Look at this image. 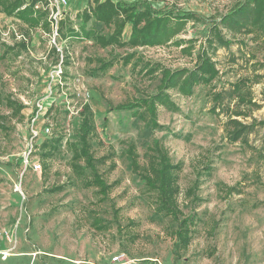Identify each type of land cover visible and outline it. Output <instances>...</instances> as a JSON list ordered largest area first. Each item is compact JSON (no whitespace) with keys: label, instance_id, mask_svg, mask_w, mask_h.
<instances>
[{"label":"rangeland","instance_id":"374dc122","mask_svg":"<svg viewBox=\"0 0 264 264\" xmlns=\"http://www.w3.org/2000/svg\"><path fill=\"white\" fill-rule=\"evenodd\" d=\"M144 1L157 10L190 11L208 19L188 23L177 37L195 41L191 57L171 45L135 50L149 64L169 69L193 68L196 53L205 46L208 21L237 2ZM66 2L64 10L76 14L90 0ZM128 33L126 28L122 37ZM249 39L238 36L229 49L216 50L219 76L211 85L196 86L189 98L171 92L179 111L159 108L162 128L143 140L142 125L135 126L131 112L117 107L153 94L158 81L121 64L131 50L101 49L88 41L57 39L53 44L51 35L0 13V264H117L115 256L133 264H264V126L255 127L245 142H229L224 130L228 118L211 110L213 92L243 80L252 104L230 103V116L244 114L231 119L245 125L264 121V45ZM57 50L64 57V74L45 100L47 75L59 61ZM96 59L114 64L97 72ZM41 100L45 109L35 124L37 143L49 127L48 137L62 136L63 145L48 160L36 151L29 161H39L35 171L25 169L23 159L31 113ZM85 103L94 114L93 156L108 159L98 167L111 187L106 198L86 188L87 177L71 170L68 145L78 142ZM154 141L179 166L177 205L181 219L192 218L185 249L176 248L175 224L159 212L154 194L132 170L128 147L134 145L145 166L146 145Z\"/></svg>","mask_w":264,"mask_h":264},{"label":"trees","instance_id":"16d2710c","mask_svg":"<svg viewBox=\"0 0 264 264\" xmlns=\"http://www.w3.org/2000/svg\"><path fill=\"white\" fill-rule=\"evenodd\" d=\"M0 13L22 23L30 30L40 29L46 34H52L54 21L50 18L51 9L47 0H0ZM206 20L208 19L198 17L190 11L157 10L144 0H90L81 12H63L57 21L55 41L61 39L69 44L88 41L101 49L117 47L131 50V53L121 57V64L124 67L129 66L133 72L137 70L138 74L157 80L158 83L153 94L119 105L117 110L131 112L133 124L142 125L140 137L147 140L162 128L158 123L159 108L173 113L179 111L171 92L189 98L196 86H209L218 78L219 70L213 59L217 49H229L238 36L249 37L251 42L264 45V0H237L219 19L208 21L210 25L205 46L196 53L193 68L169 69L159 64L152 65L138 57L135 51L171 45L183 55L191 57L195 41L177 37L184 32L188 23H203ZM105 28L109 29L107 33H104ZM126 28H129V33L127 38H123ZM96 63L97 72L103 73L113 66L114 61L96 59ZM244 90V81L241 80L229 89L213 92L211 95V110L213 113L217 110L216 114H223L228 118L224 123L225 136L233 143L245 142V138L255 127L264 126V121L245 125L231 119L244 114L237 111L230 116V103L233 102L236 107L252 104L246 98ZM22 109L20 106L15 111L19 113ZM79 116L78 142L68 145L72 155L71 170L79 178L86 176L84 186L95 188L102 198H106L111 187L99 175L98 167L108 159H96L93 156L91 142L96 137V130L94 114L89 104L82 105ZM62 142V136L49 138L42 135L41 142L36 144V151L43 160L51 159L60 150ZM128 155L133 172L147 190L154 194L159 212L175 224L173 236L176 248H187L191 239L189 226L192 218L181 219L182 213L178 209L176 173L179 166L171 163L166 149L159 141L146 145L144 157L148 162L145 166L140 165L134 145L128 147ZM95 222L100 223L98 220Z\"/></svg>","mask_w":264,"mask_h":264},{"label":"built area","instance_id":"2783aa9c","mask_svg":"<svg viewBox=\"0 0 264 264\" xmlns=\"http://www.w3.org/2000/svg\"><path fill=\"white\" fill-rule=\"evenodd\" d=\"M49 2V6L51 9V15L50 18L54 21V26L52 29L51 39L53 41V44L55 43V35H56V25L57 21L62 17L63 12L65 11L64 8L67 6L66 0H47ZM59 52V61L57 65L53 68L50 74L47 75L48 81H47V93L44 97L45 100H49L52 97V87L56 83H61V79L63 77V70H62V63H63V57L60 50H57ZM43 100L39 101L37 103L38 109L33 111L31 113L30 117V135L27 143V149L24 155L23 159V165L26 169L28 166L32 167L33 170L39 171L40 170V164L39 161L36 160L35 162L30 163L29 161L32 159V155L36 152V144L37 139L39 138L40 132L35 129L36 122L42 117L43 110L45 109L43 107ZM44 134H41L43 136H48L50 132V128L46 127L44 129ZM112 262H116L117 264H133L130 260H123L122 256H115L112 258Z\"/></svg>","mask_w":264,"mask_h":264}]
</instances>
